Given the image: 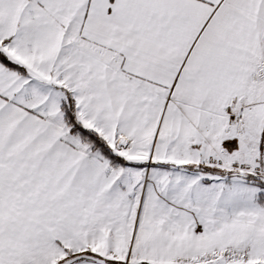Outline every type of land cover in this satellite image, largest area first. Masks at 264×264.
<instances>
[{
	"label": "snow or ice",
	"instance_id": "1",
	"mask_svg": "<svg viewBox=\"0 0 264 264\" xmlns=\"http://www.w3.org/2000/svg\"><path fill=\"white\" fill-rule=\"evenodd\" d=\"M0 264H264V0H0Z\"/></svg>",
	"mask_w": 264,
	"mask_h": 264
}]
</instances>
